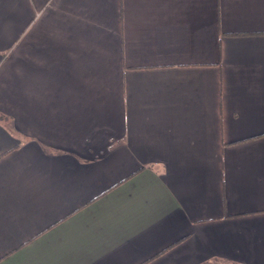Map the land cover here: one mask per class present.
Wrapping results in <instances>:
<instances>
[{
    "label": "crops",
    "instance_id": "0c3cea01",
    "mask_svg": "<svg viewBox=\"0 0 264 264\" xmlns=\"http://www.w3.org/2000/svg\"><path fill=\"white\" fill-rule=\"evenodd\" d=\"M0 264H264V0H0Z\"/></svg>",
    "mask_w": 264,
    "mask_h": 264
}]
</instances>
